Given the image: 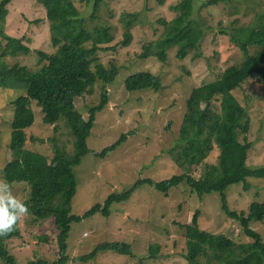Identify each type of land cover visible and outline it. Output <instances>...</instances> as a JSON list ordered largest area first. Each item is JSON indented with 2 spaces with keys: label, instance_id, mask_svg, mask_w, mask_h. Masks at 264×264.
<instances>
[{
  "label": "rangeland",
  "instance_id": "rangeland-1",
  "mask_svg": "<svg viewBox=\"0 0 264 264\" xmlns=\"http://www.w3.org/2000/svg\"><path fill=\"white\" fill-rule=\"evenodd\" d=\"M72 1L86 19L88 28L110 26L115 37V41L107 46L115 50L99 53V60L108 69L115 67L118 75L114 83L105 85L109 92V103L98 113L88 147L100 153L116 143L122 135L129 136L124 145L105 159L90 154L74 170L78 187L72 201V214L82 216L97 203L103 205L111 193L124 192L139 179L161 181L186 173L176 167L169 152L178 143L187 100L195 88L216 81L226 69L241 61V54L229 43V37L221 34L220 22L227 27L234 18L239 17L241 23H247L250 15L248 18L231 16L229 13L233 10L223 3L203 10L200 17L206 21L208 30L199 51L191 53L184 60H177L175 50H171L162 64L154 58L141 60L140 55L144 47L161 36L163 27L158 21L171 19L169 7L179 0ZM97 1H100L99 11L97 18L93 19ZM261 1L264 4V0ZM240 2V13H248L244 7L249 0ZM134 15L137 19L132 28L133 42L124 48L121 44L126 31L125 22ZM4 32L19 40L25 38L27 43L21 55L10 58L6 42L0 37V67L1 64L10 67L18 64L34 70L39 66L37 53L52 55L56 52L52 46L47 13L36 0H12L8 6ZM249 52L254 56L258 50L249 49ZM144 72L161 79L163 89L159 92H127L125 80ZM103 87L104 84L98 83L94 93H85L76 98L75 106L85 119L90 117V109L100 103ZM24 93L18 89H0V178H3L2 171L11 160L9 145L14 114L11 102ZM232 94L246 111L245 119L238 127L239 142L245 139L251 144L245 165L250 169L264 167V87L253 78L232 91ZM215 104L219 109L220 100ZM31 106L34 121L26 129L25 149L48 158L47 164L50 166L54 157V140L59 142L60 148L64 147L70 152L72 137L65 122L59 123V130L55 133V126L43 124L39 109L33 102ZM219 153L214 146L209 158L189 173L199 178L207 167L218 166ZM248 182V191L242 190L241 183L228 187L225 195L229 210L247 214L252 202L264 201V179L248 178ZM11 188L18 199L24 202L28 199L27 184L15 183ZM197 210L200 212L199 226L202 231L224 235L236 243H251L238 232V223L222 211L219 194L199 198L191 193L186 184H180L165 195L149 186H142L129 201L115 204L109 218L97 214L72 224L68 239V264H189L181 226L190 224ZM19 224L21 238L8 244L13 257L21 264L35 259L49 262L58 259L55 243L57 229L53 219L33 222L27 215ZM250 227L264 241V221L254 220ZM41 238L49 242H43ZM105 243L128 244L134 258L107 252L88 262L79 260ZM210 259L200 258L197 262L209 264ZM0 264H3L2 261Z\"/></svg>",
  "mask_w": 264,
  "mask_h": 264
},
{
  "label": "trees",
  "instance_id": "trees-1",
  "mask_svg": "<svg viewBox=\"0 0 264 264\" xmlns=\"http://www.w3.org/2000/svg\"><path fill=\"white\" fill-rule=\"evenodd\" d=\"M36 1L47 13L52 46L56 52L52 55L37 53L39 66L34 70L18 64L12 67L1 64L0 67V89L25 92L11 102L14 107L9 145L11 160L2 171L3 178L11 185L27 184L29 196L25 204L32 221L53 219L57 229L55 243L58 259L53 262L35 259L25 264H68V239L73 223L97 214L109 218L115 204L129 201L142 186H149L166 195L170 189L180 184H186L191 193L199 198L219 194L222 211L229 219L238 223L240 235L251 241L248 244L236 243L224 235L202 231L199 226L200 212L197 210L191 223L181 226L186 239V260L189 264H198V259L209 257V264H264V241L250 227L254 220L264 221V201L252 202L245 214L229 210L225 195L229 186L239 183L242 184L243 191H248V178L264 179V167L250 169L245 165L251 144L245 139L242 143L239 142L238 127L245 119L246 111L232 94V91L253 78L264 87L263 2L249 0L244 7L248 13H240V1L246 0H179L169 7L171 19L158 21L163 32L158 40L143 48L141 60L154 58L163 64L171 50H175L177 60H184L191 53H197L208 30L206 21L200 17L201 13L221 3L233 10L229 13L231 16L248 18V14L250 15L247 23H241L239 17L234 18L227 27L220 22L221 34L229 37V43L240 52L242 59L237 65L226 69L216 81L195 88L187 100L178 143L169 152L176 167L186 173L172 175L161 181L139 179L128 190L111 193L103 205L97 203L80 216L72 214V201L78 187L74 170L90 154L105 159L124 145L129 137L122 135L116 143L100 153L88 147V139L92 136L98 113L109 103V92L105 85L114 83L118 75L115 67L108 69L99 60V53L115 50L107 48L115 41V37L110 26L88 28L86 19L81 16L72 0ZM11 2L12 0L0 1V37L6 42L9 57L17 58L26 50L27 40L10 37L4 32ZM99 2L96 3L93 19L97 18ZM136 19L134 15L125 22L126 31L121 44L124 48H128L133 42L132 28ZM249 49L258 50L257 55H251ZM98 83L104 84L100 103L90 109V117L85 119L77 110L75 100L85 93H94ZM124 85L127 92H159L163 89L161 79L147 72L127 78ZM218 100L220 106L216 109L215 103ZM32 102L39 109L43 124L55 126L54 132L57 133L59 123L65 122L72 137L70 152L64 147L60 148L59 142L54 140V157L50 166L47 164L48 158L25 149L26 129L34 121ZM214 146L220 152L218 166L207 167L199 178L194 177L189 172L209 158ZM21 236L18 222L13 232L0 237V261L3 264H21L10 254L8 247L12 240ZM41 241L49 242L46 238H41ZM107 252L134 258L128 244L105 243L79 260L88 262Z\"/></svg>",
  "mask_w": 264,
  "mask_h": 264
},
{
  "label": "clouds",
  "instance_id": "clouds-1",
  "mask_svg": "<svg viewBox=\"0 0 264 264\" xmlns=\"http://www.w3.org/2000/svg\"><path fill=\"white\" fill-rule=\"evenodd\" d=\"M27 215L29 209L25 202L14 195L6 178H0V237L13 232L17 223Z\"/></svg>",
  "mask_w": 264,
  "mask_h": 264
}]
</instances>
